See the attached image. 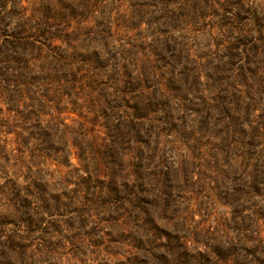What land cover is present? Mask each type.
<instances>
[{"label":"trees","instance_id":"obj_1","mask_svg":"<svg viewBox=\"0 0 264 264\" xmlns=\"http://www.w3.org/2000/svg\"><path fill=\"white\" fill-rule=\"evenodd\" d=\"M159 5H164V13L154 10ZM136 7H141L136 9L139 21L159 24L163 34L169 35L170 28L184 30L185 37L206 32L212 42L204 46L206 51H198L185 41H164L167 55L156 53L159 62L147 69L135 56L134 44H111L117 47L111 52L108 38H101L103 44L77 46L66 26L62 36H50L46 30L25 32L22 40L31 50L25 74L1 78L0 96L9 105V92L25 97L30 91V112L38 113L35 130L28 132L30 154L58 167L73 166L76 155L80 166L66 173L72 170L75 176L53 180L40 167L23 172L27 148H18L21 153L12 155V164L11 153L1 149L5 181L0 185V209L10 217L0 224L28 228L30 238L45 252H57L53 244L71 243L74 262L45 259L43 264H91L81 244L85 250L86 245L99 244L95 230L102 228V221L133 224L130 236L138 248L146 249L145 239L154 244L152 257L138 264H231L226 256L210 258L188 245V233L197 231L189 229L198 223L196 215L209 216L188 201L215 196L232 207L229 220L235 227L245 225L251 216L247 211L264 220V28H256L257 38L247 29L251 9L242 0H142ZM148 11L156 15L145 18ZM53 37L67 48L53 50L46 43ZM152 73L157 80H148ZM26 78L29 91L18 89ZM60 99H68L80 115L86 107L93 126L84 121L69 124L65 117L55 116V111L62 112ZM42 113L51 117L43 119ZM97 122L105 135L95 128ZM166 135L174 136L185 151L179 165L165 162L160 139ZM11 168L16 170L14 177ZM181 200H186L182 210ZM224 221L219 223L228 225ZM200 230L204 234L194 236L197 244L205 243L208 234ZM51 238L61 241L52 244ZM158 248L164 251L155 252Z\"/></svg>","mask_w":264,"mask_h":264},{"label":"rangeland","instance_id":"obj_2","mask_svg":"<svg viewBox=\"0 0 264 264\" xmlns=\"http://www.w3.org/2000/svg\"><path fill=\"white\" fill-rule=\"evenodd\" d=\"M141 1L0 0V81L5 76L13 78L15 74H25V64L29 57L28 54L31 52L26 42L22 40V36L27 34L25 32L39 33L41 30H46L50 36H62L65 26L67 27L65 31L67 34H71L69 37L75 38V44L77 46L90 42L103 44L104 40L101 38H108L110 40L108 49L113 52L120 43L127 46L134 44L132 50L135 56L142 60L141 65L147 69H149V65H155L159 62L156 53H159L161 56L167 55L168 52L166 51L164 41H169L172 45L175 41H185L186 44L198 51H206V47L204 46L208 42H212V39L210 40L211 35L205 34L206 32H204V35L200 34L199 31H195L185 37L183 36L184 30L176 31V29L170 28L168 35L160 32L161 26L159 24L152 23L147 25L146 23L140 22L138 16H141L139 15L141 13L137 10L141 7L136 6ZM175 1L179 2L181 0ZM242 4H244L245 8L251 9V14H249L250 19L247 21V29L251 28V34L257 38L260 36V33L256 31V28L258 30L264 28V0H242ZM215 6L218 7L219 5L215 3ZM154 10H159V13H164V5H159ZM154 15H156V12L149 14L148 11L146 14L144 13L145 18H150ZM216 17L214 16L212 19H216ZM56 18L60 20L56 22ZM254 18H258L257 21H254ZM67 22L68 26L66 25ZM215 34L216 31H214L212 37ZM179 36L181 38L176 40ZM46 43L58 53H60L61 49L65 50L67 48L64 42L58 37L48 39ZM111 44L117 47L112 48ZM211 47L212 49L214 48V46ZM45 50H48V48L45 47ZM73 54L76 56L74 50ZM46 62L42 60L41 64H46ZM110 62L115 63L113 59ZM27 78L29 79L28 75ZM27 78L25 79L26 83L21 84L20 87L18 86V89L28 90L31 88L29 84L30 79L28 80ZM157 79L158 77L154 73L148 77L150 81ZM86 92L87 90L83 91L85 99H87ZM21 94L22 92L19 91L9 92V105L0 96V150L5 148L11 153V158L8 159H10V163L12 164L14 161L12 155L21 153L18 151V148H27L23 152L25 153L23 155L25 161L22 167L24 173H27V167H30L32 170H37V167H40L43 169L42 174L46 177H48L47 174H52L53 180H60L61 177L75 176V172L72 170L71 174L66 173L68 170L80 166L76 155H73L71 158L73 166L58 167L55 163L46 160L44 157L37 156V154H30L29 150L31 145L29 144L28 132L35 130L33 119L37 118L38 113L35 110L36 108H33L36 114L30 112L31 106H29V103L31 100L26 97L30 95V91L25 97H22ZM60 98L62 97L60 96ZM78 102L82 103L81 100H78ZM58 106L62 112L58 114L55 111L54 115L60 116V119L65 117L66 122L69 124H76V121H84L88 127L93 126V123H91L93 115L88 113L86 107L83 108L84 115H80L78 110L73 111V104L68 99L58 100ZM7 107L12 108L13 111L8 112ZM46 110L48 108L44 109V112H47ZM41 116L43 119H49L51 117L43 113ZM158 116H161V113H157L156 117ZM99 122H97L95 128L97 130L99 129L102 135H105V128ZM188 122H190V125L195 124L192 120H188ZM7 131L13 132L7 133ZM160 141L163 155L168 159L165 160L166 164L179 165L181 154L185 151L179 149L174 136H161ZM175 146L178 148H175ZM4 163L0 160V166ZM15 173L16 170L11 168L9 171L10 176L14 177ZM101 177L104 178V176ZM75 180L76 177L71 179L72 183L70 186H75ZM4 181V175H2V169L0 167V185ZM1 199L2 197L0 195ZM191 202H193V208H199L201 206L203 208L202 212L209 216L204 218L199 213L196 215L195 218L200 227L195 223L190 226V230L196 229L197 231L195 235L191 231L188 233L190 236L188 241L189 246H196L203 255H208L210 258H218V254L226 256V258H229L231 264H264V220H257L251 212L247 211L248 215L250 214L251 216L244 221L245 225L235 227L229 220L232 207L223 205L215 196L213 198L199 197L190 199L188 205ZM185 203L186 200L180 201V210L183 209L182 207L185 206ZM3 217L9 218L10 216L6 213V210L0 209V220ZM201 219H204L202 223L200 222ZM226 219L228 220V225L220 224L225 222L224 220ZM75 225L79 226L77 223ZM100 225L102 228L95 230L99 244L92 247L86 245L88 250H85L83 247L85 244H81V250L86 254L84 258L88 259L91 264H120V262L126 264L128 261L133 264H138L144 257H152L149 250H152L154 244L150 243V241L147 242L146 239L144 240L143 246L147 250L138 248L135 245L137 244L136 242L134 244L133 237L130 236L134 234L133 227L135 226L133 224L119 226L115 222L102 221ZM91 227L93 228L95 226H89L88 229ZM200 229L206 230L208 234H205V243L197 244L195 243L194 236L204 234ZM30 237L33 236L30 234L28 228L24 226L18 229V226L13 224L7 226L0 224V264H43L42 261L45 259H50L52 263L59 261L66 263L71 258V262H74V253L69 241L62 242L59 246L53 243L61 240L59 238H51V243L58 250L53 253L50 251L45 252L42 246H39V242ZM163 241L165 242V240ZM160 251L164 250L162 248L155 250L157 253ZM192 254L197 255L198 251L194 250Z\"/></svg>","mask_w":264,"mask_h":264}]
</instances>
